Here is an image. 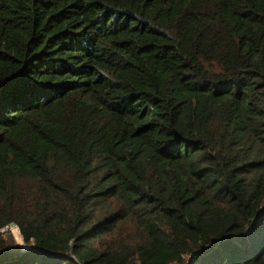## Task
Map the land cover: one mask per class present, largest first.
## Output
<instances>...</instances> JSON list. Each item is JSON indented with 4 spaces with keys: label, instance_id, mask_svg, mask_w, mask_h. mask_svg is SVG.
Wrapping results in <instances>:
<instances>
[{
    "label": "trees",
    "instance_id": "1",
    "mask_svg": "<svg viewBox=\"0 0 264 264\" xmlns=\"http://www.w3.org/2000/svg\"><path fill=\"white\" fill-rule=\"evenodd\" d=\"M0 264H264V0H0Z\"/></svg>",
    "mask_w": 264,
    "mask_h": 264
},
{
    "label": "rangeland",
    "instance_id": "2",
    "mask_svg": "<svg viewBox=\"0 0 264 264\" xmlns=\"http://www.w3.org/2000/svg\"><path fill=\"white\" fill-rule=\"evenodd\" d=\"M2 233H3V237L5 239L8 240V238L6 236H8L7 234L10 235L11 237V240H12V244H13V250H17V251H21V245L23 244L22 240H21V237L18 233V229L17 227L14 225V224H10V225H7L5 227H3L1 229ZM24 245V244H23ZM29 246L30 248L32 247V245L29 243V244H25V246ZM15 255V254H14ZM185 258H189L188 256H185Z\"/></svg>",
    "mask_w": 264,
    "mask_h": 264
},
{
    "label": "water",
    "instance_id": "3",
    "mask_svg": "<svg viewBox=\"0 0 264 264\" xmlns=\"http://www.w3.org/2000/svg\"><path fill=\"white\" fill-rule=\"evenodd\" d=\"M21 247V249L20 250H27V249H30V247L29 246H24L23 244L20 246Z\"/></svg>",
    "mask_w": 264,
    "mask_h": 264
},
{
    "label": "bare ground",
    "instance_id": "4",
    "mask_svg": "<svg viewBox=\"0 0 264 264\" xmlns=\"http://www.w3.org/2000/svg\"><path fill=\"white\" fill-rule=\"evenodd\" d=\"M24 246H25V244H24Z\"/></svg>",
    "mask_w": 264,
    "mask_h": 264
}]
</instances>
